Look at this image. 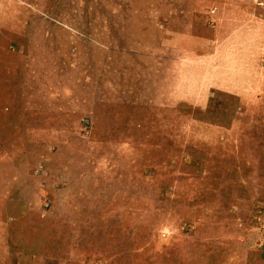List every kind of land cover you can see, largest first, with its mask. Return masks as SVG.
<instances>
[{
	"label": "rangeland",
	"instance_id": "rangeland-1",
	"mask_svg": "<svg viewBox=\"0 0 264 264\" xmlns=\"http://www.w3.org/2000/svg\"><path fill=\"white\" fill-rule=\"evenodd\" d=\"M254 4L0 0V264H264Z\"/></svg>",
	"mask_w": 264,
	"mask_h": 264
},
{
	"label": "crops",
	"instance_id": "crops-1",
	"mask_svg": "<svg viewBox=\"0 0 264 264\" xmlns=\"http://www.w3.org/2000/svg\"><path fill=\"white\" fill-rule=\"evenodd\" d=\"M253 1H255V4L253 5V7L250 5V13H249V15H252L253 16V14H254L255 15V18H256V22H260L261 25H262L264 23L263 20H262V19H264V11H263L264 10V7H263V9L259 10L261 6H258L257 4L261 3V0H253ZM258 10L261 11V12H263V13L262 14L259 13V15H257V11ZM251 26L253 27V30L256 29V28H258L253 23H252ZM252 37H254V36H252ZM261 44L263 45L264 44V41H262Z\"/></svg>",
	"mask_w": 264,
	"mask_h": 264
}]
</instances>
